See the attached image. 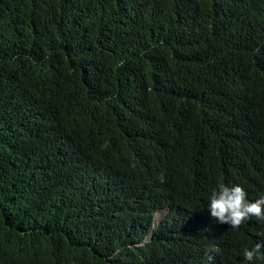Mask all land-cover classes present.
<instances>
[{
  "label": "trees",
  "instance_id": "trees-1",
  "mask_svg": "<svg viewBox=\"0 0 264 264\" xmlns=\"http://www.w3.org/2000/svg\"><path fill=\"white\" fill-rule=\"evenodd\" d=\"M220 183L264 196V0H0V264H264Z\"/></svg>",
  "mask_w": 264,
  "mask_h": 264
},
{
  "label": "clouds",
  "instance_id": "clouds-1",
  "mask_svg": "<svg viewBox=\"0 0 264 264\" xmlns=\"http://www.w3.org/2000/svg\"><path fill=\"white\" fill-rule=\"evenodd\" d=\"M208 211L211 218L218 223L228 224L231 229H238L253 217L257 221H264V196L254 201L248 199V193L239 184L220 183L213 188L208 198ZM157 221L160 220L157 214ZM264 242H259L251 249H245L244 259L252 262L261 252Z\"/></svg>",
  "mask_w": 264,
  "mask_h": 264
},
{
  "label": "water",
  "instance_id": "water-1",
  "mask_svg": "<svg viewBox=\"0 0 264 264\" xmlns=\"http://www.w3.org/2000/svg\"><path fill=\"white\" fill-rule=\"evenodd\" d=\"M160 217H162V212L158 213ZM156 223H157V217H156Z\"/></svg>",
  "mask_w": 264,
  "mask_h": 264
}]
</instances>
